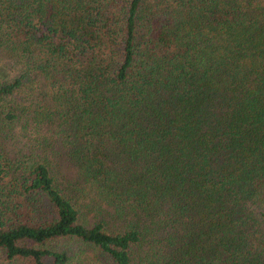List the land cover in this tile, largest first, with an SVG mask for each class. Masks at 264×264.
I'll use <instances>...</instances> for the list:
<instances>
[{
    "label": "trees",
    "instance_id": "obj_1",
    "mask_svg": "<svg viewBox=\"0 0 264 264\" xmlns=\"http://www.w3.org/2000/svg\"><path fill=\"white\" fill-rule=\"evenodd\" d=\"M0 264H264V0H0Z\"/></svg>",
    "mask_w": 264,
    "mask_h": 264
},
{
    "label": "rangeland",
    "instance_id": "obj_2",
    "mask_svg": "<svg viewBox=\"0 0 264 264\" xmlns=\"http://www.w3.org/2000/svg\"><path fill=\"white\" fill-rule=\"evenodd\" d=\"M156 1H157V0H156ZM158 1H161V3L166 4V3H168V2H170V1H172V0H158Z\"/></svg>",
    "mask_w": 264,
    "mask_h": 264
}]
</instances>
